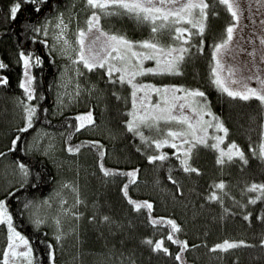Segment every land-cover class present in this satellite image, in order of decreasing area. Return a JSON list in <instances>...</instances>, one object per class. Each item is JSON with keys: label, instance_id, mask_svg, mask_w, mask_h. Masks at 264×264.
<instances>
[{"label": "snow or ice", "instance_id": "snow-or-ice-1", "mask_svg": "<svg viewBox=\"0 0 264 264\" xmlns=\"http://www.w3.org/2000/svg\"><path fill=\"white\" fill-rule=\"evenodd\" d=\"M25 9L27 14L21 17ZM222 9L228 19L217 33L212 21ZM128 22L147 29V35H128ZM14 33L17 42L12 56L21 69L22 92L14 97L19 122L0 148V160L7 162L6 186L0 191L4 230L0 264H57V249L63 251L69 238L80 247L78 264H83L80 225L85 219L106 229V235L98 233L104 239L97 254L100 264H143L141 245L148 247L149 257L163 253L174 264H196L187 252L201 246L212 253L237 247H259L264 252V172L260 179L239 182V198L224 178L213 179L206 192L193 187L203 197L200 209L215 202L221 219L241 215L249 225L256 221L262 228L256 241L223 238L209 246L207 240L189 243L186 236L181 238L184 225L176 218L153 215L152 199L129 194L130 186L139 181V164L122 168L107 163L110 155L121 159L117 144L131 136L137 152L148 162H158V169H166L174 199L183 196L184 177L202 173L194 163L202 148L213 151L221 175L232 164L243 170L250 157L264 166V0H0V38ZM206 47L211 86L233 100L255 102L259 109L258 144L249 137L247 151L236 139L224 146L230 129L206 90L145 78L183 75L189 61L205 53ZM236 53L245 56L233 62ZM49 64L56 70L46 82L43 72ZM10 67L11 60L6 62L0 55V87L4 89L10 87L6 74ZM51 91L55 92L53 103L46 106ZM77 105L84 110L69 111L52 124L51 118ZM30 130L36 135L28 138ZM82 130L91 138L75 139ZM166 146L172 151H166ZM82 153L93 154L91 171L82 169ZM65 165L71 177L62 174ZM82 171L85 181L89 177L100 181L101 190L93 189V199L86 192L87 183H82ZM118 179L129 211L116 215L100 197L103 187ZM155 182L162 180L157 176ZM188 203L192 202L185 201V207ZM250 206L254 207L250 210ZM141 212L153 228L166 225V235L138 236L130 213L138 218ZM19 220H27L36 229L35 239L21 230ZM166 240L178 250L172 251Z\"/></svg>", "mask_w": 264, "mask_h": 264}, {"label": "trees", "instance_id": "trees-1", "mask_svg": "<svg viewBox=\"0 0 264 264\" xmlns=\"http://www.w3.org/2000/svg\"><path fill=\"white\" fill-rule=\"evenodd\" d=\"M30 7V6H29ZM27 14V9L20 13L23 17ZM228 19L227 13L222 9L219 18L213 19V26L216 28L217 33L222 29L223 24ZM117 26L120 22L117 21ZM107 26V24H106ZM125 27L127 28V34L140 38L147 35V29L136 28L131 22H128ZM17 31L19 29H16ZM15 33L11 37L0 38V55L5 57L6 62L11 60V67L6 74L10 77V87L4 89L0 87V148L7 143V139L11 134V130L16 127L19 122V110L15 106L14 97L19 96L22 90L18 86V79L21 69L15 64V57L12 56V49L16 45ZM27 42V41H25ZM37 48L39 46L37 45ZM209 49L206 47L205 53L193 57L185 67L183 75L168 76V77H155L159 82L165 83H184L189 86H199L209 93L211 100L213 101L214 110L221 114L230 129L229 139L225 141L224 146L231 139H236L242 147L248 150V144L251 142L258 144V127L260 123L259 109L256 107L255 102L249 104L242 100H233L227 96V94H220L209 83L208 71H209ZM59 62V61H58ZM56 70L54 64H49L44 69L43 75L46 82L51 81L53 73ZM37 71H39L37 69ZM151 77V76H150ZM95 79V75L92 77ZM153 78V77H152ZM155 79V80H156ZM55 92L51 91L47 95V99L44 102L46 106H51L53 103ZM73 109H84L83 105H77ZM71 111V110H70ZM75 111V110H74ZM100 110L97 109V112ZM114 111V106H112ZM111 111L106 115H111ZM69 112L66 110L61 115L55 118H51L52 124L55 125L58 120H62L67 117ZM45 127L47 125H44ZM37 128L41 125H37ZM252 129V131H249ZM59 131V129H56ZM35 130H30L28 138L34 136ZM91 138L87 132L81 131L80 135L75 139ZM131 136L127 139L118 142L117 147L121 149V159L116 161L113 156L107 158L109 166H117L122 168L134 167L136 164L141 166L139 173V181L137 184L130 186L129 194L136 199H152L154 201L153 215L156 216H172L184 225V231L180 234L181 238L185 236L188 238L189 243H197L198 240H207L208 245L211 243L222 240L223 238L230 239H248L258 240L259 233L262 228L259 222L253 221L251 225L243 219L241 215L225 216L223 219L220 217V208L215 202H209L202 209L199 208L200 202L203 199L202 196L197 195L192 191L193 187L198 192H206L209 183L213 179L224 178L229 180L230 190L233 195L238 198L240 196L239 187H242L240 181L245 179L251 180L253 178L260 179L261 172H264V166L256 157H250L249 165L245 166L241 170L238 164H232L224 168V175L220 174L219 168L214 162V153L209 149H201L199 157L194 160L197 166L202 168L201 174H192V179L184 177V193L179 199H174V191L171 182L166 180V169H158V162H148L143 153L137 152L135 146L130 142ZM138 142V138H137ZM105 143H108L105 141ZM111 147V145H109ZM56 147H60V138H57ZM166 151H172L170 146L165 147ZM94 162L93 154L82 153L79 163L83 168H87L88 171L92 170ZM175 162V161H174ZM6 161L0 160V191L6 186L4 176V165ZM52 171L55 172V167L50 166ZM64 175L71 177L72 171L65 165L63 173ZM179 174V173H177ZM159 176L162 183L157 184L156 178ZM82 183H87L86 192L90 199L95 198L93 189L101 190L100 181L97 177H89L85 181L83 171L81 172ZM121 183L120 179L116 183H110L103 187L102 201H108L112 211L119 215L122 212H128V205L124 201L122 194L119 191L118 185ZM232 185H236L233 187ZM185 201H191L185 207ZM231 204V201H228ZM259 203V202H258ZM194 205L196 207H194ZM251 207L250 206V210ZM239 212V209H236ZM135 225V232L139 236L153 235L155 238H159L160 235H166L168 230L166 225H159L156 228L145 222V213L141 212L137 218V214L130 213ZM18 224L25 234H29L30 238L35 239L37 235L36 229L32 228L27 220H19ZM81 235L83 237L82 250L84 251L83 264H100V258L98 253L102 250L104 239L98 233L103 231L107 234L105 228H98L97 226L89 223L86 219L81 222ZM205 233H207L205 235ZM166 244L172 249V251L178 250V247L172 244L171 241H165ZM4 243V230L0 227V246ZM139 243V241H137ZM143 250V264H174L172 257H166L163 253L159 255L153 254L149 257V250L147 246L141 245ZM80 247L76 242L69 238L65 244L63 251L57 249V264H78L80 257L77 255L80 251ZM188 259H196V264H235L236 257H239V264H264V252L259 247L245 248L237 247L230 250L227 253H212L209 252L203 246L198 249H192L187 252ZM220 257H223L222 259ZM45 264L47 262L45 261Z\"/></svg>", "mask_w": 264, "mask_h": 264}, {"label": "rangeland", "instance_id": "rangeland-1", "mask_svg": "<svg viewBox=\"0 0 264 264\" xmlns=\"http://www.w3.org/2000/svg\"><path fill=\"white\" fill-rule=\"evenodd\" d=\"M236 55V61H233V62H238V61H240L241 60V58L242 57H244L245 56V54L244 53H236L235 54ZM229 59H231V58H229ZM146 63H148V62H146ZM145 78H148V79H154V82H159V81H157V79L156 78H152V77H150V76H146ZM156 79V80H155ZM165 83V82H164ZM81 111V110H84V109H71V111ZM68 112L70 111V110H67ZM36 135V132L34 133V136Z\"/></svg>", "mask_w": 264, "mask_h": 264}]
</instances>
